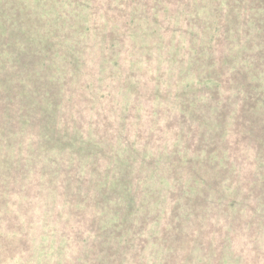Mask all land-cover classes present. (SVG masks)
I'll return each instance as SVG.
<instances>
[{
  "label": "rangeland",
  "instance_id": "1",
  "mask_svg": "<svg viewBox=\"0 0 264 264\" xmlns=\"http://www.w3.org/2000/svg\"><path fill=\"white\" fill-rule=\"evenodd\" d=\"M103 1L106 16L109 12L120 14L134 9L139 2L111 0L109 5L107 0ZM208 1L140 0L139 14L134 19L127 16L125 27L113 34L114 38L104 28L95 29L92 19L82 25L85 30L72 26L79 37L72 33L66 40L79 49L77 71L71 74L76 79L75 96L79 103L77 108H69V116L73 114L77 126L85 127L84 133L106 141L103 147L107 154L117 152L116 169L130 165L129 172L124 173L139 182L141 190L133 193L136 203L127 216L130 222H136L137 228L133 226L126 236L113 230L121 245L129 243L127 237L134 236L136 231H140L143 240H136L135 247L122 252V256L120 252L91 250L89 241H103L109 246L113 236H104L106 227L91 235L86 231L89 225L83 223L82 238L78 240L62 220L51 217L67 207L59 191L65 190L61 187L63 178L55 176L43 184L20 186L19 194L8 193L7 200L0 201L10 203L14 209L30 203L36 208L34 213L41 214L40 222L34 221L14 234L16 241L29 243L25 253L17 250L18 263L57 264L60 260L61 264H264V151L257 149L260 137L255 144L249 140L253 133L260 135L264 130L263 105L256 103L249 110L247 104L249 112L238 122L239 109L250 96L238 95L235 82L226 81L229 75L235 79L239 66L250 65L253 56L249 53L257 49L250 45L255 34L251 20L255 17L246 21L251 11L245 13L236 38L228 39L223 29L220 35L224 40L220 44L216 38L208 39L202 51L204 58L202 48L195 50L194 44L202 40L203 28L208 32L215 28L205 16ZM219 3L224 7L221 0ZM194 8L195 13L204 14L197 20L196 36L192 31L194 25L184 20V11ZM84 10L90 18L94 5L88 4ZM141 22L147 25L142 28ZM97 26L102 25L98 22ZM93 32L100 34L99 40ZM106 37L112 41H101ZM243 47L246 49L242 50ZM232 49L239 50V54L229 53ZM221 53L227 63L218 67ZM58 61L59 66L66 64L64 57L60 56ZM65 95L61 111L66 108ZM260 95L264 98V93ZM219 117L227 119L224 126ZM252 118L259 120L253 123ZM238 138L239 156L243 159L230 153L229 148L220 153L218 149L226 144L234 147ZM129 151L130 157L121 158ZM97 157L101 164L110 160L103 153ZM204 164L215 167L214 171L199 167H208ZM108 166L113 168L111 160ZM77 173L84 176V166ZM120 177L117 172V179ZM176 179L180 180L182 190L174 193ZM69 194H64L65 200ZM177 204L180 214L172 224L171 209ZM6 207L3 205L2 211ZM164 230H168L170 238ZM178 231L182 238L173 242ZM61 242L65 253L57 255L56 260L57 245ZM133 250L139 251L132 254ZM77 252L81 259L70 263L71 255ZM173 256L176 260L168 259Z\"/></svg>",
  "mask_w": 264,
  "mask_h": 264
},
{
  "label": "trees",
  "instance_id": "2",
  "mask_svg": "<svg viewBox=\"0 0 264 264\" xmlns=\"http://www.w3.org/2000/svg\"><path fill=\"white\" fill-rule=\"evenodd\" d=\"M222 1L225 0H221L224 7L219 0H209L205 5L207 9L205 16L208 17L210 24H215V28L209 32L207 28H203L202 40L194 46L195 50L202 48L201 56L204 57L202 51L206 49L208 39L216 38L220 44L224 40L220 35L223 29L224 31L226 29L228 39L233 36L236 38L240 34L238 26L244 24L245 13L251 11L250 16L245 18L246 21L251 20L252 16L255 17L251 20L255 34L252 35L250 45L256 46L257 49L253 51L252 48L250 49L252 52L249 54L253 56L250 65L248 63L247 67L244 64L239 66L235 72V79L232 75L226 77L227 83L235 82L238 95L246 93L250 96L249 101L245 98V103L239 109L241 111L239 122L248 111L247 104L250 105L249 110L251 106H256V103L263 105L261 109L264 110V98L260 95L264 93V0H226L228 7H225L226 2ZM110 2L111 0H107V4ZM88 4L94 5L90 18L84 10ZM136 6L134 9L123 10L120 14L109 12L106 16L103 0H0V201L7 200L8 193L19 194L20 191L17 189L20 186L34 182L43 184L55 176H61L63 178L61 187L65 190L59 191L62 192V199L67 207L52 213L51 217L55 221L62 220L66 227L73 230L78 240L82 238L83 223L89 225L86 231L91 235L106 227L104 236L106 238L113 236V243L106 246L103 241L99 243L89 241L91 250L94 249L98 253H105L106 250L108 253L120 252L121 256L122 252L127 253L135 247L136 240L139 239L140 242L143 240L140 231H136L134 236L127 237L129 243L121 245L116 241L113 230L115 228L116 232L126 236V232L133 226L137 228L135 221L130 222L127 212L132 211L136 203L133 193L138 194L141 189L139 182H135L124 173L129 172L130 165L127 169H123L122 165L116 169L117 152L110 151L107 154L103 147L107 142L84 133V126H77L74 115L69 116V108H77L79 103V99L75 96L76 79L71 77L72 72L77 71L79 49L75 43L71 44L66 38L72 33L75 38L79 37L74 34L76 30H73L72 26L75 24L78 26L77 29L85 30L82 25L88 20L90 22L91 19L95 29L104 28L110 31L111 38H114L113 34L116 35L118 30L125 27L124 20L127 16L134 19V15L142 6L140 0ZM195 11V8L184 11L186 14L184 20L194 25L192 31L196 36L199 30L197 20L202 19L204 14L200 15ZM104 16L106 19L103 25ZM164 19L167 20L166 17ZM98 22L102 26L98 27ZM140 25L143 28L147 24L141 22ZM93 34L97 35L98 40L100 39V34L94 32ZM106 39L101 41H112L107 37ZM230 52L236 53V56L239 54L237 49L235 51L232 49ZM60 56L66 61L63 66H59ZM220 56V61L216 62L218 67L227 63L222 53ZM243 62L246 64L245 58ZM64 95L67 98L66 108L61 111ZM222 120L218 118L219 123L224 126L227 119ZM256 120L258 121L259 118L251 119L253 123H256ZM219 123L217 124L220 125ZM261 131L260 135L253 133L249 139L255 144L260 137L261 142L257 143L259 152L264 151V135H261L264 134V130ZM236 141L234 147L226 144L218 150L223 153L229 148L230 153L243 159L239 156L241 140L238 138ZM100 153L108 156L113 162V168L108 166L110 160H105L104 164L100 163L101 158L97 157ZM129 153L123 154L121 158L130 157L131 152ZM247 159L249 160L248 157ZM204 165L208 167H199L213 171L215 169L208 164ZM82 166H84V176L77 173ZM117 172H120V179H117ZM180 185V180L176 179L174 193L182 190ZM262 188L264 190V186ZM9 189L12 191H8ZM68 192L69 197L66 196L65 200L64 194ZM3 205L7 206L4 211H2ZM35 209L30 203L21 204L16 209L12 208L10 203H0V264H25L18 263L16 256L20 253L17 250L25 253L29 243L25 240L16 241L14 234L29 227L34 221L35 223L41 221V214H35ZM171 213L172 224H175L174 217L180 214L179 204L172 207ZM37 217L39 220H35ZM164 232V235L170 238L168 230ZM174 238L173 242L179 241L182 234L178 231ZM184 242L190 241L184 240ZM61 245L62 242L57 245L59 248L56 246V260L59 258L57 255L65 253ZM133 251L132 254H135L139 250ZM80 252L73 253L69 262L81 259L78 255ZM168 259L176 260L175 256ZM57 264H61V261L59 260ZM131 264H139V262H131Z\"/></svg>",
  "mask_w": 264,
  "mask_h": 264
},
{
  "label": "flooded vegetation",
  "instance_id": "3",
  "mask_svg": "<svg viewBox=\"0 0 264 264\" xmlns=\"http://www.w3.org/2000/svg\"><path fill=\"white\" fill-rule=\"evenodd\" d=\"M172 239V238H171Z\"/></svg>",
  "mask_w": 264,
  "mask_h": 264
}]
</instances>
